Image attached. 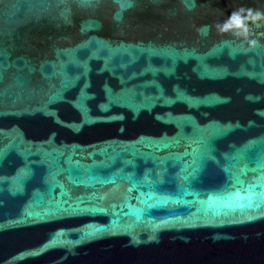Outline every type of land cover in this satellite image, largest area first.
Masks as SVG:
<instances>
[{"label": "water", "instance_id": "1", "mask_svg": "<svg viewBox=\"0 0 264 264\" xmlns=\"http://www.w3.org/2000/svg\"><path fill=\"white\" fill-rule=\"evenodd\" d=\"M241 8L0 0V264H264V24L216 29Z\"/></svg>", "mask_w": 264, "mask_h": 264}, {"label": "clouds", "instance_id": "2", "mask_svg": "<svg viewBox=\"0 0 264 264\" xmlns=\"http://www.w3.org/2000/svg\"><path fill=\"white\" fill-rule=\"evenodd\" d=\"M262 18V14L259 12H253L251 9H238L233 11L226 21L222 24H217L216 29L220 34H229L237 38H243L248 41V44L255 48L258 46V41L250 39V28L248 22H255ZM198 31L202 35H207L208 28L205 26ZM227 43V42H225Z\"/></svg>", "mask_w": 264, "mask_h": 264}, {"label": "flooded vegetation", "instance_id": "3", "mask_svg": "<svg viewBox=\"0 0 264 264\" xmlns=\"http://www.w3.org/2000/svg\"><path fill=\"white\" fill-rule=\"evenodd\" d=\"M261 13V12H260ZM262 14V13H261ZM258 22L260 24H264V15L262 14V18L260 20H258ZM252 32H254V30H251Z\"/></svg>", "mask_w": 264, "mask_h": 264}]
</instances>
